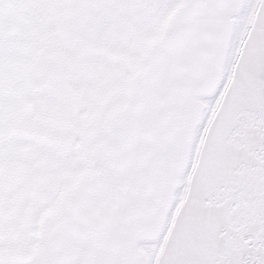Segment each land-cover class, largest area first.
I'll use <instances>...</instances> for the list:
<instances>
[{"label":"snow or ice","instance_id":"1","mask_svg":"<svg viewBox=\"0 0 264 264\" xmlns=\"http://www.w3.org/2000/svg\"><path fill=\"white\" fill-rule=\"evenodd\" d=\"M0 264H264V0H0Z\"/></svg>","mask_w":264,"mask_h":264}]
</instances>
